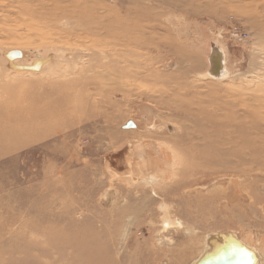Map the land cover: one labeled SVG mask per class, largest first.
<instances>
[{
    "label": "rangeland",
    "instance_id": "1",
    "mask_svg": "<svg viewBox=\"0 0 264 264\" xmlns=\"http://www.w3.org/2000/svg\"><path fill=\"white\" fill-rule=\"evenodd\" d=\"M211 233L264 262V0H0V264H194Z\"/></svg>",
    "mask_w": 264,
    "mask_h": 264
},
{
    "label": "bare ground",
    "instance_id": "2",
    "mask_svg": "<svg viewBox=\"0 0 264 264\" xmlns=\"http://www.w3.org/2000/svg\"><path fill=\"white\" fill-rule=\"evenodd\" d=\"M211 56H212V60L211 59H210L211 61L209 60L211 62L210 65L211 70L204 73V75L208 77H217L218 75L222 76L226 74L227 61L225 60L222 50L217 48L213 49ZM47 64L50 63L49 62L45 63V61L42 62L38 61L37 63L35 62V64L31 66L29 65L26 68L35 69L34 66H39V67L41 66V68L43 69ZM19 67H13V69L11 68L13 70L12 72L19 75L35 73L34 70H27L26 68L23 69L22 67L20 68ZM131 162L129 167L130 172L128 171L126 174L127 175L129 174L128 176L132 178L131 180H134L135 177L132 174H134L135 176L142 175L141 166H145V165L144 164L140 165L138 162L135 161H131ZM164 224H163L164 228L170 227V223L167 222L166 220ZM176 226L181 227L182 226L181 222L176 221ZM206 240L207 242L206 244H204L203 251L201 255L193 261L194 264H264V262H260L259 258L257 259V255H255V253H251L247 251V249H244V246L248 247L247 245H245L247 243H245L242 239H240L241 240L240 241L236 236L232 235L231 233L230 234L211 233L207 235ZM262 260H264V258Z\"/></svg>",
    "mask_w": 264,
    "mask_h": 264
}]
</instances>
